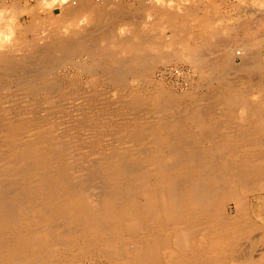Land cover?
I'll return each instance as SVG.
<instances>
[{
  "label": "rangeland",
  "instance_id": "374dc122",
  "mask_svg": "<svg viewBox=\"0 0 264 264\" xmlns=\"http://www.w3.org/2000/svg\"><path fill=\"white\" fill-rule=\"evenodd\" d=\"M37 2L31 0H0V12L9 5L20 6L23 9L17 18V24L20 26L28 25L30 20L33 17L35 18V12H38L41 17H47L46 19L50 15H61L63 4L61 0L34 9L33 7ZM114 2L115 5H121L122 10L125 12L122 11L119 14L120 11L118 10H107L108 16H113L112 19L108 16L107 18L102 17V20H99L101 23L100 26L98 25L99 27L92 24L87 25L85 28L87 31L82 35L83 37L86 36L87 43L84 50L59 51L58 57L56 56L57 61L55 59L56 63L51 66V72L48 74L49 78L46 77L51 82V88L47 90L34 91L29 97L27 92L16 88V85L14 86L15 82L12 83L13 85L11 84L14 88L9 87L10 85L8 86L4 81L8 77L4 78V76H9V78L13 76V80L16 79V81L24 80L23 82H25L27 80L26 84H28V81L34 83L36 71L31 69L37 70L39 66L31 67L29 73H26L28 78L25 73H22L24 68L22 69V66H19L23 60L29 62L37 60L40 52L30 42H34L35 37H40L39 40L42 41L47 36L55 37L51 38V42L62 40L58 37L60 35L75 41L78 36L75 35V37V33L71 34L68 30L69 27L56 25L58 27L54 30L60 32L55 35H47L46 38L41 36L43 30L34 28L24 33V39L28 43L21 47L13 44L12 48L14 49H7L8 51L0 49V55H8L9 59H15V66L18 67H16V73L15 67L11 65L10 68H14L9 72V65L3 64L0 60V70L4 78L2 82L0 81V119L3 117L0 120V125H10L13 127L14 133L17 132L15 139L16 146L19 149L15 152L16 154H22L24 151L27 153L37 151L40 154L42 152L51 154L55 158H60V162L66 166V162L68 164L71 162V166L75 168L71 170V173L74 175L81 174L86 180L89 179L88 177L93 176L91 174L95 172L94 166L98 159L113 154L118 156L117 160L119 158L118 163L121 166L124 161H127L130 166L128 168L132 173L130 174L131 180H138L136 190L134 189L135 192H131V194L135 193L136 205L148 212L147 209L151 206L148 199L149 189L152 187V190H159L158 186L154 188L158 176L156 174L153 176L150 172V166L147 165L148 158L156 153L152 152L153 143L168 139L170 141L174 139L175 142L180 140L182 142L197 141L192 138L187 139V137L178 138L179 134L177 132L179 131L168 132L167 127H169V124L171 126L180 124L181 127L189 126L188 128H190L193 123L190 118L191 115L198 113L200 117L202 115L203 121H210L218 127V130L210 134L212 136L209 135L201 141L222 143L225 141L224 135L234 132L231 130L232 126L234 122H238L236 119L244 111V105L254 104L264 117V0H190L188 2L185 0H114ZM190 3H196V11H193V13L200 16L182 17L176 14L184 13L182 6ZM160 9L172 11L177 17H165ZM128 10L130 11L128 12ZM108 23L111 24L108 25ZM65 30L69 32H65ZM92 38H94L93 41ZM40 41H38V44L41 45L39 50L51 43L48 40L46 41L48 43L40 44ZM187 45L199 46V53L201 52L202 57L193 59L187 56L189 52L184 48ZM101 50L105 54V58L100 57ZM146 55L148 58H146ZM161 55L168 56L163 57ZM116 58H121L128 65L131 64V67L127 66L125 71L119 75L107 73L108 69L114 67ZM44 61L45 58H43ZM225 61L230 63V66H227L228 63H225ZM225 68L227 69L225 70ZM12 70L14 71L12 72ZM220 70L227 73L223 72L222 74ZM135 71L138 72L135 73ZM33 75H35V78ZM224 77L227 78L226 82H228L225 86L221 82ZM120 78L122 81L119 80ZM227 96L232 97L231 99L235 101L232 109L234 111L231 114V119L221 120L219 115L221 108L219 107H222V104L219 102L222 100L221 98ZM4 119H8L7 122H4ZM244 123L249 124L247 121H244ZM261 124L263 126L264 122ZM136 131L144 133L139 137L135 135ZM192 131L191 129L184 130L183 133L192 134ZM168 133L171 138L166 137L169 135ZM159 134L166 136L160 138L158 137ZM0 137L1 143L4 140H9L3 132ZM260 140L264 141V135L261 136ZM198 149L200 151L201 147L196 146L195 150ZM243 151L239 149L237 151L239 154L237 156L232 154V156L241 157ZM170 153L174 152L170 151ZM141 155L143 156L140 159L137 158ZM217 156L222 157L221 155ZM79 160L85 161H81V163ZM57 165H59L58 162ZM169 166L174 168L175 163L169 162ZM259 181L261 188L257 186V188H254L255 181L250 184L251 189L254 191L250 190L249 193L242 192L243 187L241 184H228L227 189L237 191V193L239 191V195H242L244 200H241V203L243 205L246 203L245 206L249 211V223L252 226L245 231V236L242 237L239 246L241 251L239 250L238 253L229 251V254H226L229 255L227 256L229 258L223 260L225 263L219 264H239L240 261L237 260L242 257L254 255L258 258L264 252V179L260 178ZM232 201H229L231 202L230 205L227 202L224 209L233 214L232 211L235 209L236 204ZM77 214L75 212L74 215ZM62 219L64 220V217ZM49 220L52 221V225L57 224L56 227H60L62 234L71 235V230L68 231L67 225L58 223V220L51 218ZM70 220L75 219L70 217ZM127 225L125 223L123 226L127 227ZM77 229L76 227L72 228V235L81 234L79 228ZM45 232L46 234L49 233L47 229ZM83 235L79 237L82 243L85 241L83 239L93 238L92 241L87 242L88 249L86 245L84 251L83 249L79 251L76 247L74 251H71L74 253H71L73 257L69 254L64 258L65 264L68 263L67 261H69V264H72L73 261L78 264H133L120 260L106 249L103 250L101 241L106 237V234L104 237L103 235L87 237V234L83 237ZM161 235L166 237L168 234L165 231ZM166 253L164 249L160 252L161 264H180L177 260L171 262ZM236 253L240 256L237 259H231Z\"/></svg>",
  "mask_w": 264,
  "mask_h": 264
},
{
  "label": "bare ground",
  "instance_id": "6f19581e",
  "mask_svg": "<svg viewBox=\"0 0 264 264\" xmlns=\"http://www.w3.org/2000/svg\"><path fill=\"white\" fill-rule=\"evenodd\" d=\"M31 1H38L35 7H33L36 9V7L39 8V6L42 7V5L51 4L56 0ZM61 1L63 4L60 16L50 15L46 19L47 17H41L38 12L33 10L35 12V18L33 17L26 26L17 24V18L23 10L20 6L14 4L12 6L9 5L0 12V49H3V51L14 49L12 48L13 44L21 47L25 43H28L24 39V33L34 28H40L44 31L41 33L43 38H46L47 35L59 33L60 31L54 30L58 27L56 25L69 27L68 30L70 33H75L74 36H78H75V41L72 38L70 40L68 37H61L60 35L58 37L59 39L62 38V40H54L51 42V38L55 37L47 36L42 41L39 40L40 37H35L34 42H30L33 43L34 48L41 54H38L36 61L29 62L23 60L19 66H22V69L24 68L22 73H25V76L26 73H29L31 67L39 66L37 70L31 69L32 71H36V78L33 75L35 78L34 83L28 81V84H26L25 82L27 80L25 82H23L24 80L16 81V79L13 80V76L10 78L9 76H4V78L8 77L4 80L0 70L1 82L3 79L12 88L14 87L11 84L15 82L14 86L16 85V88L27 92L29 97L34 91L41 92L51 88V82L47 80L49 78L48 74L51 72V66L57 61L56 56L59 51H79L86 48V36L83 37L82 35L87 31L85 29L87 25L100 26L101 23L99 20H102V17L107 18L109 15L107 10L111 9L112 11V9H115L116 11H120L119 14L124 11L121 5L114 4L116 2L114 0ZM195 4L190 3L182 6L184 13L176 14L182 17L200 16L197 13H193V11H196ZM160 10L161 13H164L163 16L165 17L173 18L176 16L172 11ZM109 18L112 19L113 16ZM104 22L106 21L104 20ZM68 30H65V32H69ZM93 39L91 40L93 41ZM112 40L114 41V39ZM38 41H40V44H44L46 41L51 43L39 50L41 45L38 44ZM184 48L189 52L187 56L190 58L202 57L200 55L201 52L199 53V46L187 45ZM161 56L166 57L168 55ZM100 57L105 58L106 56L102 53ZM43 58H45L44 62H47L48 59L49 61L44 63ZM0 60H2L3 64L9 65V68L11 65L14 66L16 72L17 65L15 66V59H9L8 55H0ZM136 64L138 65V63ZM229 64L227 66H230ZM127 66L130 68L131 64L128 65L121 58H116L114 67L108 69L107 73L119 75L125 71ZM12 68L9 69V72H11ZM129 72L131 73L130 70ZM223 72L227 73L224 70ZM223 72L221 71L222 74ZM22 73L20 72L21 75ZM31 73L33 74L34 72ZM224 76L226 75L224 74ZM222 79V81L219 80L223 83V86L227 85V78L224 77ZM119 80L122 81L121 78ZM39 94L41 95V93ZM232 94L235 95L234 93ZM231 98L227 96L221 98L222 100L219 99V103L222 104V107H219L221 108L219 110L221 120H228L232 117L231 114L234 111L232 109L235 101ZM244 106V108L241 107L244 111L236 119L238 122H234L232 126L231 130L234 132L224 135L225 141L222 143L201 141L213 131L218 130V127L214 126L210 121H203L202 115L200 117L198 113L196 115L192 114L190 117L193 122V127H181L179 126L180 124L171 126L169 124V127H167L168 132L179 131L177 132L179 134L177 136L178 138L187 137V139L192 138L197 141L182 142L180 140L179 142H175L174 139H171L172 141L168 139L166 141L158 140L153 143L152 152L156 153L148 158L147 165L150 167H147L151 168L150 172L153 176L154 174L158 176V179L156 178L157 181L154 183V188L158 186L159 190H152V187L149 189L148 193L150 194L148 195V199L151 206L147 209L148 212H146V209H140L136 205L134 200L135 193L131 194V192H135L138 180H131L130 174L132 173L128 168L130 166L127 164V161H124L121 166L118 163L119 158L117 160L118 156L113 154L98 159L94 166L95 172L91 174L93 176L88 177L89 179L86 180L81 174L74 175L71 173V170L75 169L71 166V162L70 164L66 162L67 167L64 163L60 162V158H55L51 154L43 153L42 151L41 154L37 151L32 153L24 151L22 154H16L15 152L19 149L16 146L15 139L17 132L14 133L13 127L10 125L1 124L0 134L3 132L4 136L9 138V140H4L3 143L0 142V264H65L64 258L71 254L72 250L74 251L78 247L79 251L82 249L84 251L85 245L86 248L88 247L87 242L92 241L93 238L83 239L85 241L82 243V240L80 241L81 238L79 239L83 235L82 232L85 233L83 237L86 234L88 235L87 237H97V235H103L104 237L106 234V237L101 241L103 250H108L117 258L127 263L161 264L160 252L163 249L166 250V255L171 262L177 260L180 264L225 263L223 260L229 258L227 257L229 255H226L229 254V251H236L238 253L242 237L245 236V231L252 226L249 223V211L247 206H245L246 203L244 205L241 203V200H244L242 195H239V191L237 193V191L227 189L228 184H241L243 187L242 192L249 193L250 190L254 191L251 189L250 184L256 181L253 184L255 186L254 188H261L259 180L260 178L264 179V141L260 140L261 136L264 135V124L263 126L261 124L264 122V117H262L261 112L254 104ZM9 117L11 118V116ZM8 119H4V122H7ZM244 121H247L249 124L244 123ZM189 129L193 130L192 134L183 133L184 130ZM143 133L142 131H136L135 135L139 136ZM165 136L160 135L158 137L164 138ZM166 137L171 138L170 134ZM196 146H200L201 150H195ZM239 149L242 151L244 149L241 157H233L239 154L237 153ZM170 151L174 153H170ZM232 154L235 155L232 156ZM143 155L146 154L143 153ZM143 155L137 156V158L140 159ZM217 155H221L222 157H218ZM57 162L59 165H57ZM169 162H174L175 167H170ZM83 165L82 167H84ZM22 168H24V171ZM232 200L236 204L235 209L232 211L234 212L233 214L224 209V205ZM75 212L78 214L74 215ZM63 217L64 220L62 219ZM70 217H74L75 220H70ZM50 218L58 220V223L67 225L68 231L71 230V235L62 234L60 227H56L57 224H51L52 221L49 220ZM125 223L128 224L127 227L123 226ZM73 227H76V229L79 228L81 234L72 235ZM46 229L49 232L48 234L45 232ZM165 231L168 235L163 237L161 233ZM237 253L231 259H237L240 256ZM237 261H240L239 264H264V252L258 258L253 255L242 257ZM67 262L69 264V261ZM73 262L72 264L77 263Z\"/></svg>",
  "mask_w": 264,
  "mask_h": 264
},
{
  "label": "crops",
  "instance_id": "0c3cea01",
  "mask_svg": "<svg viewBox=\"0 0 264 264\" xmlns=\"http://www.w3.org/2000/svg\"><path fill=\"white\" fill-rule=\"evenodd\" d=\"M185 1H187V0H185ZM198 3H200V2L198 1Z\"/></svg>",
  "mask_w": 264,
  "mask_h": 264
}]
</instances>
